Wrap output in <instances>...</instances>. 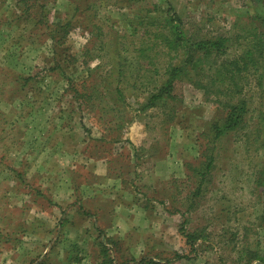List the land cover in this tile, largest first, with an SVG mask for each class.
I'll return each instance as SVG.
<instances>
[{
  "label": "rangeland",
  "instance_id": "rangeland-1",
  "mask_svg": "<svg viewBox=\"0 0 264 264\" xmlns=\"http://www.w3.org/2000/svg\"><path fill=\"white\" fill-rule=\"evenodd\" d=\"M173 13L234 56L264 0H0V264H264V80L244 89L259 142L217 141L199 196L217 105L181 82L171 118L141 110L181 56Z\"/></svg>",
  "mask_w": 264,
  "mask_h": 264
},
{
  "label": "trees",
  "instance_id": "trees-1",
  "mask_svg": "<svg viewBox=\"0 0 264 264\" xmlns=\"http://www.w3.org/2000/svg\"><path fill=\"white\" fill-rule=\"evenodd\" d=\"M251 23L253 27L246 30L243 37L244 46L234 56L228 55L230 41L225 37L190 39L180 30L179 19L174 13L170 17V36L162 38V51L166 56L171 58L172 53H180L181 56L176 63L166 65L163 80L158 81L154 89L148 92L141 110L167 107V117L171 118L182 103L175 93L176 84L187 82L199 90L207 102L216 104L221 111L219 117L215 116L209 122L208 134H203L208 140L202 152L204 160L198 166L189 168L195 179L193 196H199L203 192V185L210 178L215 159L209 149L213 151L217 141L225 135L243 134L254 135L253 143L259 142L257 137L262 126L261 129L259 126L253 129L249 125L251 117L244 89L250 86V75L257 76V86H261L264 80V14H255ZM65 26L61 25L60 28L64 29ZM74 95L73 99L78 100L76 91ZM250 128L251 133L248 132ZM262 145L264 143L259 147ZM259 174L258 186L264 189V167ZM187 239L194 240L192 236H187Z\"/></svg>",
  "mask_w": 264,
  "mask_h": 264
}]
</instances>
